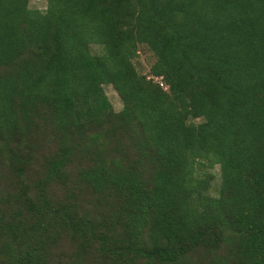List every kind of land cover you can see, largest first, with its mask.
Here are the masks:
<instances>
[{
    "label": "trees",
    "instance_id": "trees-1",
    "mask_svg": "<svg viewBox=\"0 0 264 264\" xmlns=\"http://www.w3.org/2000/svg\"><path fill=\"white\" fill-rule=\"evenodd\" d=\"M0 264H264V0H0Z\"/></svg>",
    "mask_w": 264,
    "mask_h": 264
},
{
    "label": "rangeland",
    "instance_id": "rangeland-1",
    "mask_svg": "<svg viewBox=\"0 0 264 264\" xmlns=\"http://www.w3.org/2000/svg\"><path fill=\"white\" fill-rule=\"evenodd\" d=\"M30 5L32 7L43 8L46 5V0H30ZM92 49L95 50V48L93 46H92ZM138 61H139L137 63L138 67L142 68L143 70L146 71L148 68V64L151 61H153V57L148 50L143 49L140 52V56H139ZM104 90H105V93L107 94L110 102L113 105V112L116 113V112L120 111V109L122 108V101H121L118 93L114 89V87L111 84H105ZM211 172L215 175L214 182L216 183L218 181V176H219L218 166H215L214 168H212Z\"/></svg>",
    "mask_w": 264,
    "mask_h": 264
}]
</instances>
